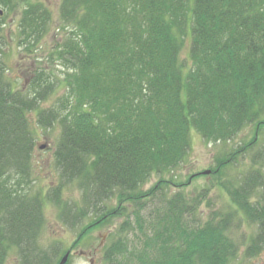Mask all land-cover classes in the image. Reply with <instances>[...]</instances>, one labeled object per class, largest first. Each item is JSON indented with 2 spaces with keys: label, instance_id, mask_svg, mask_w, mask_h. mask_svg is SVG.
<instances>
[{
  "label": "trees",
  "instance_id": "trees-1",
  "mask_svg": "<svg viewBox=\"0 0 264 264\" xmlns=\"http://www.w3.org/2000/svg\"><path fill=\"white\" fill-rule=\"evenodd\" d=\"M0 5V264L13 249L20 264L60 263L61 243H39L49 203L61 223L80 228L78 242L122 219L101 248L105 264H243L261 255L264 146L240 184L226 170L264 137V0H61L56 21L40 1ZM19 6V47L35 63L21 89L8 75L4 34ZM250 126L254 137L218 159L212 185L227 207H215L211 187L189 192L163 179L188 158L194 132L229 143ZM55 127L59 181L36 190L37 142ZM71 186L79 200L65 198ZM245 222L257 232L242 243L235 234Z\"/></svg>",
  "mask_w": 264,
  "mask_h": 264
},
{
  "label": "rangeland",
  "instance_id": "rangeland-1",
  "mask_svg": "<svg viewBox=\"0 0 264 264\" xmlns=\"http://www.w3.org/2000/svg\"><path fill=\"white\" fill-rule=\"evenodd\" d=\"M44 3L52 12L54 20L58 18L61 0H33ZM3 9L0 5V10ZM21 6H19L14 13H10L7 16V26L4 34L6 39V56L5 62L9 70V77L15 82V88L21 89L28 85L30 76L32 74L33 66L35 63L25 56L23 48L19 47L18 39V23L21 16ZM57 37L54 33L43 42L39 50L41 57L48 56L51 47L54 45ZM190 39L186 41L185 47L181 53V61L188 64L189 58ZM37 64V63H36ZM56 70V69H55ZM58 70V69H57ZM56 97L53 99L55 100ZM255 127L250 126L244 129L229 143L212 144L203 139V137L194 132L192 134V147L190 154L186 161L177 168L173 173H167L163 175V179L171 182L174 179V183L185 186L187 191L200 190L204 187H211L210 198L215 203V207L222 208L231 204L227 193L223 191L220 186L214 184V178H217L215 174L212 175H199L201 172L207 170H216L218 167V159L230 153L237 144L245 141H250L254 137ZM60 136V129L55 127L54 129L45 132L40 135L37 146L44 145L45 147H37L34 153V163H36V173H34V189H43L45 192H50L53 187L58 183V173L54 162V149ZM258 143V145H257ZM254 145L255 149L244 153L238 157L237 162L226 170L227 179L234 182V185L240 184L239 179H242L248 175L254 169V158L256 157V150L264 146V137ZM264 160V159H263ZM263 168L264 162H260ZM197 176V177H194ZM174 177V178H173ZM159 177L154 176L147 184L146 189L156 185L159 182ZM174 190H177L174 188ZM264 189L259 190V193ZM65 198L72 200L80 199V191L76 186H71L65 191ZM252 201H256L253 199ZM206 205H204L203 209ZM45 225L42 229L39 243L43 247L49 248L56 243L62 244V251L59 254V259L63 254L72 248L74 252L71 254L68 264H105L103 260V250L101 249L106 242L109 231L111 228H115L122 223V219H115L110 226H105L99 229H95L89 232L84 240L77 241L80 232L79 229H73L66 224L61 223L59 219V213L57 207L54 204L49 203L45 207ZM257 232L255 226H249L245 222L236 232V237H240L239 241L247 242L248 239ZM77 242V245H75ZM103 242V244H101ZM133 242V240H130ZM245 248V246H244ZM242 248V251L243 249ZM81 251L87 253L81 254ZM89 253V254H88ZM90 255V256H88ZM19 252L13 249L8 257L6 264H20ZM61 261V260H59ZM243 264H264V251L259 257L253 259H246Z\"/></svg>",
  "mask_w": 264,
  "mask_h": 264
},
{
  "label": "water",
  "instance_id": "water-1",
  "mask_svg": "<svg viewBox=\"0 0 264 264\" xmlns=\"http://www.w3.org/2000/svg\"><path fill=\"white\" fill-rule=\"evenodd\" d=\"M41 148L43 149L44 146H41ZM203 173H204V174H209V171H205V172H203ZM69 255H70V252L66 253V255L63 257V259H62V261H61L60 264H66L67 261H68V259H69ZM91 263H93V262H91Z\"/></svg>",
  "mask_w": 264,
  "mask_h": 264
},
{
  "label": "bare ground",
  "instance_id": "bare-ground-1",
  "mask_svg": "<svg viewBox=\"0 0 264 264\" xmlns=\"http://www.w3.org/2000/svg\"><path fill=\"white\" fill-rule=\"evenodd\" d=\"M207 171H209V174H204L203 172H201L199 175H212V174H215V173H216L217 169H216V170H207ZM78 238H79V235H78ZM80 238H81V240H84V239H85L84 236H80ZM101 244H103V242H102ZM62 259H63V258H62ZM62 259H61V261H62ZM61 261H60V263H61ZM60 263H59V264H60ZM92 264H93V263H92Z\"/></svg>",
  "mask_w": 264,
  "mask_h": 264
},
{
  "label": "flooded vegetation",
  "instance_id": "flooded-vegetation-1",
  "mask_svg": "<svg viewBox=\"0 0 264 264\" xmlns=\"http://www.w3.org/2000/svg\"><path fill=\"white\" fill-rule=\"evenodd\" d=\"M69 252H70V256H71V254L74 252V249L70 248V249H69ZM81 254L86 255L87 253L81 251ZM88 254H89V253H88ZM88 256H90V255H88ZM92 262H93V260H92Z\"/></svg>",
  "mask_w": 264,
  "mask_h": 264
}]
</instances>
